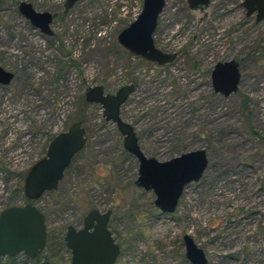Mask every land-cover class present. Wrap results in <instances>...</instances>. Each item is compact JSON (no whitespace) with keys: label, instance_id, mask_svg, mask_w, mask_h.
Segmentation results:
<instances>
[{"label":"rangeland","instance_id":"rangeland-1","mask_svg":"<svg viewBox=\"0 0 264 264\" xmlns=\"http://www.w3.org/2000/svg\"><path fill=\"white\" fill-rule=\"evenodd\" d=\"M20 1L0 0V66L15 74L0 84V212L26 203L29 169L81 111L88 137L59 189L35 202L49 233L40 260L68 263L67 227H82L98 208L112 209L116 236L128 242L118 264H191L186 233L209 264H264V20L247 16L244 0H212L204 10L166 0L154 38L178 58L160 66L117 40L144 0H80L68 13L65 0H27L58 15L53 37L22 16ZM232 58L241 61L242 78L225 97L214 92L210 71ZM131 81L136 89L121 113L147 155L163 161L208 152L203 177L185 187L172 214L156 206L153 190L137 186L138 159L102 106H83L89 87L115 92ZM0 264L13 263L0 257Z\"/></svg>","mask_w":264,"mask_h":264},{"label":"water","instance_id":"water-1","mask_svg":"<svg viewBox=\"0 0 264 264\" xmlns=\"http://www.w3.org/2000/svg\"><path fill=\"white\" fill-rule=\"evenodd\" d=\"M80 0H66L65 12L73 8ZM212 0H187L191 9L204 10ZM166 5V0H144L141 13L118 35V43L133 55L156 63L160 66L174 62L176 52H165L157 47L154 34L158 21ZM242 6L247 16L256 13L257 21L264 19V0H244ZM19 11L30 23L43 33L54 35L51 24L54 14L50 11H38L34 5L22 0ZM15 74L0 66V83L9 84ZM242 73L236 59L220 61L212 72L213 88L225 97L239 90ZM136 87L128 83L116 92H106L104 85L89 87L86 92L88 103L100 104L107 121H112L123 135V144L127 152L138 159L137 186L146 191L153 190L156 206L163 212L174 213L180 203L185 187L199 181L209 165L207 149H193L167 160L148 156L141 148L135 127L126 121L121 113ZM87 130L83 122L75 121L50 141L46 155L36 161L25 178L24 194L27 202L23 205H11L0 212V257H14L20 253L34 258L42 254L47 245L48 229L45 213L35 204L46 192L57 191L66 170L75 156L87 143ZM111 210L101 212L90 210L84 225L77 228L69 225L65 234L67 247L72 258L67 264H115L122 252L108 228ZM93 228V229H91ZM186 258L191 264H209L207 255L193 236H183ZM38 264H55L43 260Z\"/></svg>","mask_w":264,"mask_h":264},{"label":"flooded vegetation","instance_id":"flooded-vegetation-1","mask_svg":"<svg viewBox=\"0 0 264 264\" xmlns=\"http://www.w3.org/2000/svg\"><path fill=\"white\" fill-rule=\"evenodd\" d=\"M22 1V0H21ZM66 1V0H65ZM20 3V2H19ZM19 3H18V5H19ZM33 4V3H32ZM18 5H17V7H18ZM64 6H65V3H64ZM35 7V6H34ZM72 9V8H71ZM70 9V10H71ZM19 10V9H18ZM38 10V9H37ZM69 10V11H70ZM38 11H49V10H38ZM68 11V12H69ZM20 12V11H19ZM51 13H53L52 11H50ZM68 12H65V7H64V13H68ZM21 13V12H20ZM22 14V13H21ZM54 14V21L56 20V18L58 17V15L56 14V13H53ZM247 15V14H246ZM254 16H255V18H256V21H257V17H256V13L255 14H253ZM253 15H251V16H253ZM22 16H23V14H22ZM27 19V18H26ZM28 20V19H27ZM262 20H264V19H262ZM261 20V21H262ZM54 21H53V23H54ZM260 21V22H261ZM30 22V21H29ZM257 22H259V21H257ZM53 23L51 24V28H52V30H53ZM31 24V23H30ZM32 25V24H31ZM33 26V25H32ZM36 28V27H35ZM36 29H38L40 32H41V34H43V35H45V36H51V37H53V36H55L56 34L54 33V35H48V34H45V33H43L39 28H36ZM54 31V30H53ZM55 32V31H54ZM177 58H178V55H177ZM177 58L175 59V60H177ZM232 59H236L239 63H240V70H241V67H242V65H241V61L239 60V59H237V58H232ZM231 60V59H230ZM221 61H227V60H221ZM218 62H220V61H218ZM218 62H216L214 65H213V67H212V69H211V71H210V76H211V83H212V87H213V82H212V72H213V70H214V68H215V66H216V64L218 63ZM172 63V62H171ZM168 64V63H167ZM195 66V65H194ZM6 69V68H5ZM6 70H8V69H6ZM10 71V70H9ZM241 73H242V70H241ZM242 78V77H241ZM130 83H133L134 85H135V87H136V83L134 82V81H131ZM0 84H2V83H0ZM103 85V84H102ZM122 87V86H121ZM88 90V89H87ZM213 90H214V88H213ZM87 92V91H86ZM107 92V91H106ZM116 92V91H115ZM215 92V91H214ZM216 93V92H215ZM85 96H86V93H85ZM87 102V101H86ZM88 103V102H87ZM87 141H88V139H87ZM140 141V140H139ZM141 145V144H140ZM142 148V147H141ZM144 151V150H143ZM146 154V153H145ZM149 156V155H148ZM108 210H111V216H110V219H109V222H108V228H109V230L111 231V233H112V237H113V239L117 242V243H120L121 244V246H122V252H121V254L119 255V257H118V259H117V261L115 262V264H118V262H119V260H120V257H121V255H122V253L124 252V245L120 242V240L118 239L119 237H117L116 236V232H115V228H114V226H113V224H112V214H113V211H112V209H107V210H105V211H102L101 210V212H106V211H108ZM85 218V217H84ZM83 225H84V220H83ZM77 228H81V227H77ZM91 229H93V228H91ZM64 241H65V236H64ZM184 242V241H183ZM65 244H66V241H65ZM66 247H67V245H66ZM67 249H68V252L70 253V261H71V258H72V254H71V250L67 247ZM20 254H22L23 255V257H25L26 255L25 254H23V253H20ZM26 257H28V256H26ZM38 257V256H37ZM37 257H34V258H37ZM28 258H31V257H28ZM31 259H33V258H31ZM69 261V262H70ZM68 262V263H69ZM67 264V263H66Z\"/></svg>","mask_w":264,"mask_h":264},{"label":"trees","instance_id":"trees-1","mask_svg":"<svg viewBox=\"0 0 264 264\" xmlns=\"http://www.w3.org/2000/svg\"><path fill=\"white\" fill-rule=\"evenodd\" d=\"M87 104H89V103H87L86 102V96H85V98L83 99V106H85V105H87ZM79 120L80 121H82V122H84L85 121V116L83 115V111H81V114H80V116H79ZM55 136V135H54ZM53 136V137H54ZM52 137V138H53ZM51 138V139H52ZM25 198H26V196H25ZM26 202H27V199H26ZM92 209H96V208H92ZM91 209V210H92ZM98 209V208H97ZM90 211V210H89ZM88 211V212H89ZM48 241H49V233H48V240H47V245H46V248H47V246H48ZM121 243L124 245V251L126 250V251H128V249H127V247H128V242L127 241H125V240H122L121 241ZM62 245L64 246V247H66V244H65V241H63L62 240ZM43 255V253L42 254H40L37 258H33V259H31V258H28V257H24L26 260H30V261H33L34 262V264H38V263H40L41 262V260H40V257ZM19 256H23L22 254H18V255H16V256H14V257H9V256H5L7 259H9V260H11L12 261V263L13 264H24V263H22V262H19V261H17V258L19 257ZM45 260H49V259H45ZM55 264H61V262H59V263H55Z\"/></svg>","mask_w":264,"mask_h":264}]
</instances>
